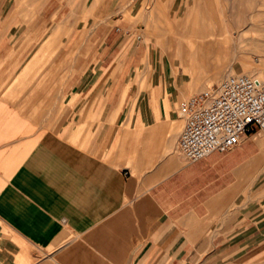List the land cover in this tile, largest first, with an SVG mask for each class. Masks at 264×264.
Segmentation results:
<instances>
[{
  "label": "crops",
  "instance_id": "0c3cea01",
  "mask_svg": "<svg viewBox=\"0 0 264 264\" xmlns=\"http://www.w3.org/2000/svg\"><path fill=\"white\" fill-rule=\"evenodd\" d=\"M205 4L73 63L41 30L17 47L0 17V264H264V137L192 163L179 149L181 105L225 75Z\"/></svg>",
  "mask_w": 264,
  "mask_h": 264
},
{
  "label": "rangeland",
  "instance_id": "374dc122",
  "mask_svg": "<svg viewBox=\"0 0 264 264\" xmlns=\"http://www.w3.org/2000/svg\"><path fill=\"white\" fill-rule=\"evenodd\" d=\"M162 1L0 0L2 3L6 2L8 7L7 13L1 14L0 17L4 20L10 18L7 28H13L12 31L20 38L24 37L17 42V47L29 45L31 42H36V46L39 47L41 45L39 31L41 30L46 35L42 39V45L48 48L63 47L66 51L65 61L73 63L80 55L79 50L86 47L90 40L92 44L96 39L97 42L99 40L103 42L110 30H118L124 25L131 27L130 32L133 33L131 38L143 35L142 29L148 32L153 30L155 33L166 32V36L169 37L172 35V29L175 32L179 30L176 26L177 20L186 22L188 10L197 2V0H164L160 9H157V5ZM203 1L207 8L205 13L207 24L205 25L209 28L212 24V29L214 28L213 30L219 34L217 39H221L222 43L227 42L223 46L226 52L222 54V57H225L218 63L219 70L224 71L225 75L217 80H211L213 71H210L211 75L207 83L199 92H192L187 96L186 100L207 91L215 83L220 85L224 79L231 76L250 73L251 77L261 78L264 82V66L260 64V61H264V0ZM182 4L184 6L179 17L178 10ZM173 14H175L174 21ZM220 33H224L222 37ZM239 36L240 40L237 38ZM182 40L186 44L189 43L188 39ZM74 45L76 48H72ZM169 49L171 51L172 48L169 47ZM81 55L86 54L81 53ZM56 56V54L39 56V63H48L51 66L55 63ZM72 72L67 70V76ZM203 74H205L204 71ZM183 127L181 125V131ZM259 134L264 137L263 132Z\"/></svg>",
  "mask_w": 264,
  "mask_h": 264
},
{
  "label": "built area",
  "instance_id": "2783aa9c",
  "mask_svg": "<svg viewBox=\"0 0 264 264\" xmlns=\"http://www.w3.org/2000/svg\"><path fill=\"white\" fill-rule=\"evenodd\" d=\"M179 149L190 163L229 152L244 138L264 133V83L231 76L184 102Z\"/></svg>",
  "mask_w": 264,
  "mask_h": 264
},
{
  "label": "bare ground",
  "instance_id": "6f19581e",
  "mask_svg": "<svg viewBox=\"0 0 264 264\" xmlns=\"http://www.w3.org/2000/svg\"><path fill=\"white\" fill-rule=\"evenodd\" d=\"M200 3V2H199ZM202 7V6H201ZM204 7V6H203ZM205 8V7H204ZM215 8V7H214ZM205 9H207V8H205ZM212 9V8H211ZM198 10H199V7H198ZM204 10V9H203ZM206 12H207V10H206ZM210 13V12H209ZM214 14H215V12H214ZM204 15V14H203ZM206 15V14H205ZM213 15V14H212ZM217 15V14H216ZM207 18H208V16H207ZM215 19H217V18H215ZM201 23V22H200ZM200 23H198L199 25H201ZM207 24V23H206ZM232 25V24H231ZM203 26V25H202ZM208 26V25H207ZM198 27V26H197ZM209 27L211 28V31H212V33H210L211 34V36H210V42L208 43V44H206V45H203L202 47L204 48V49H207L208 50V53H210V54H212V53H214L215 55V57L216 58H214V59H220L221 57H222V54L223 53H225L226 51L224 50V47L223 46H225L224 44L226 43L227 44V42H221V39H217V38H219V34H218V32L215 30H213L212 29V24L211 25H209ZM196 29V28H195ZM228 29V28H227ZM202 30V29H201ZM197 31V30H196ZM219 31V30H218ZM224 33H226L225 31H223ZM224 33H220V37H222V35L224 34ZM198 34V33H197ZM231 34V33H230ZM239 35V34H238ZM204 36V35H203ZM241 36V35H240ZM240 36L239 37H237L239 40H240ZM205 37V36H204ZM232 37V36H231ZM234 37V36H233ZM205 39V38H204ZM237 39V40H238ZM218 40V41H217ZM196 43V42H195ZM209 54V56L207 57V60H209V59H211L212 57H214L213 56V54L212 55H210ZM225 55V54H224ZM260 64H261V66H264V61L262 60V61H260ZM245 76H249V77H251L250 76V73H248V75H245ZM259 80H261V78L259 79ZM264 83V82H263Z\"/></svg>",
  "mask_w": 264,
  "mask_h": 264
}]
</instances>
